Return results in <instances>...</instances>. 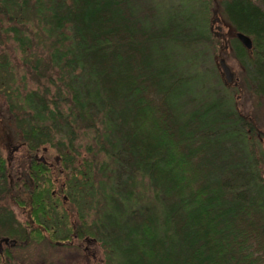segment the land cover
<instances>
[{
  "label": "trees",
  "instance_id": "obj_1",
  "mask_svg": "<svg viewBox=\"0 0 264 264\" xmlns=\"http://www.w3.org/2000/svg\"><path fill=\"white\" fill-rule=\"evenodd\" d=\"M164 2L0 0V119L31 154L29 182L0 148V202L22 212L0 203V264L35 243L99 245L104 264H264V0H213L226 38L212 0ZM7 38L34 86L17 82ZM211 42L239 79L204 64ZM200 70L214 79L201 92Z\"/></svg>",
  "mask_w": 264,
  "mask_h": 264
},
{
  "label": "rangeland",
  "instance_id": "obj_2",
  "mask_svg": "<svg viewBox=\"0 0 264 264\" xmlns=\"http://www.w3.org/2000/svg\"><path fill=\"white\" fill-rule=\"evenodd\" d=\"M169 1L170 0H166V2H164V6L168 4ZM214 16H217L219 20L212 22ZM209 22H211L212 31L214 33L218 31V35H221L224 38L235 33L233 27L215 10V3H213V0L209 6ZM218 25H221L220 30L217 28ZM214 42H211L208 46L204 47L205 53L203 50H200L199 57L204 59L205 65H214L218 74L225 78L222 68L219 64V58L221 56L224 57L234 72V79L232 81H236V79H239V72L241 70L239 62L234 56H231L228 53V50H226L228 49L227 45L225 49L217 48ZM221 44L225 45V42L222 41L220 42V45ZM3 45L10 63L15 67L14 72L17 82L21 79V75H25L26 80L28 81L26 88L34 86L35 83L30 77V72L27 71V68L22 63L23 57L19 48L17 47L16 42L12 38H7ZM38 49L41 50L42 48L39 47ZM184 55L187 57L188 53H185ZM190 68L197 70L203 69V67L199 65H194ZM205 83L212 85L214 83V79L211 73L200 70V73L192 81L191 87L193 90H198L201 92V90H203L201 87L203 85L206 86ZM20 89H23V87L20 86ZM4 100L6 99L3 93L0 92V101ZM236 105L243 112L248 113L252 111L253 105L250 94L245 90H240L236 95ZM262 112L263 119L261 121V129L263 130L264 134V104L262 106ZM7 115L8 114L6 113L5 117L0 119V148L2 153L7 155L10 159V161H8V166H10V170L8 171L9 176L15 177L17 173H22L23 170L26 171L29 163V155L25 149V146L21 143L22 140H20V136L18 135L12 120L9 119ZM24 174H26V172H24ZM0 203L11 207L19 216H22L21 209L15 204L13 200H10L6 197L4 200H1ZM90 248L91 249L88 251L72 250L68 248L55 249L49 248L46 244L35 243L31 244L30 247L24 251L25 254L23 257L25 258H22L23 260H18L16 264H104L102 248L99 247V245ZM38 254L43 255V260L38 257Z\"/></svg>",
  "mask_w": 264,
  "mask_h": 264
},
{
  "label": "water",
  "instance_id": "obj_3",
  "mask_svg": "<svg viewBox=\"0 0 264 264\" xmlns=\"http://www.w3.org/2000/svg\"><path fill=\"white\" fill-rule=\"evenodd\" d=\"M216 20H219V18L217 16H214L213 19H212V22L216 21ZM217 28L220 30L221 29V25H218ZM216 34H219L218 31L215 32ZM241 36V38L246 42V43H249V38L245 35H242V34H239ZM219 64L222 68V71H223V74H224V77L227 81H232L234 79V72L232 71L230 65L227 63L226 59L224 57H220L219 58ZM26 178L29 180V182H31V178L29 177L28 174H26ZM5 241L8 240V238H4Z\"/></svg>",
  "mask_w": 264,
  "mask_h": 264
},
{
  "label": "flooded vegetation",
  "instance_id": "obj_4",
  "mask_svg": "<svg viewBox=\"0 0 264 264\" xmlns=\"http://www.w3.org/2000/svg\"><path fill=\"white\" fill-rule=\"evenodd\" d=\"M23 144V141L21 142ZM35 158H39V159H43L46 160V157H44L43 155H38L37 153L32 154ZM31 156V154L29 155V157ZM28 169L26 168V171L23 170L22 175H24L26 177V174H28ZM24 172H26V174H24ZM27 179V178H26ZM28 180V179H27ZM29 181V180H28Z\"/></svg>",
  "mask_w": 264,
  "mask_h": 264
}]
</instances>
